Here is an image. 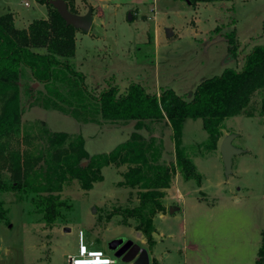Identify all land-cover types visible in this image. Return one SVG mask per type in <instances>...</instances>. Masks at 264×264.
<instances>
[{
    "label": "rangeland",
    "instance_id": "obj_1",
    "mask_svg": "<svg viewBox=\"0 0 264 264\" xmlns=\"http://www.w3.org/2000/svg\"><path fill=\"white\" fill-rule=\"evenodd\" d=\"M81 1L74 0L80 14L87 10ZM150 3L138 4V10L125 5L103 10L91 6L90 29L87 33L77 29L70 58L83 72L89 89L98 92L116 84L124 91L131 82H138L149 92L170 87L190 98L202 79L225 67L239 68L253 44H264V0ZM4 12H11L21 28L45 17L46 6L39 0H0V14ZM167 27L172 30L170 36L165 34ZM231 29L239 40L236 58L229 57L224 35ZM263 99L264 92H256L242 112L223 122L218 145L233 132L232 143L241 149L232 155L228 174L218 145L212 151L198 147L207 136L201 118L185 119L182 144L201 180H185L178 171L172 175L162 198L165 210L153 217L152 243L135 228L134 218L122 214L124 207L137 202L136 190L118 183L125 166L109 164L102 166V179L89 189L81 188L76 178L65 183L61 198L66 205L51 225L42 220L32 201L34 194L0 191L5 209L0 219V264H67V255L77 250L79 230L91 247L112 256L115 250L108 247L112 239L120 238L127 246L137 244L147 250L149 264H253L264 237ZM40 122L50 131L81 134L89 155L110 151L134 130L132 121L119 125L80 122L38 105L21 114L22 125ZM161 131L163 159L169 161L174 159L171 128L162 126ZM35 132L39 134L37 127ZM170 205L179 209L168 212ZM116 259L118 264L125 263L121 257Z\"/></svg>",
    "mask_w": 264,
    "mask_h": 264
},
{
    "label": "trees",
    "instance_id": "obj_2",
    "mask_svg": "<svg viewBox=\"0 0 264 264\" xmlns=\"http://www.w3.org/2000/svg\"><path fill=\"white\" fill-rule=\"evenodd\" d=\"M39 1L46 6V16L32 19L26 27H17L11 12L0 14V191L34 194L32 201L42 220L51 225L66 205L61 191L68 180L76 178L81 188L89 189L102 179V166L124 165L118 183L135 189L137 202L124 207L122 214L136 220L135 228L150 244L153 217L165 210L162 198L172 175L178 171L185 180H201L182 144L185 119L200 117L207 136L198 147L216 149L224 120L242 112L256 92H264V44H253L239 68L225 67L202 79L190 98L170 87L149 92L138 82L124 91L108 84L95 92L70 61L77 29L66 24L48 0ZM65 1L71 12L78 13L74 0ZM224 35L229 57L236 58L235 29ZM33 105L80 122L132 121L134 130L110 151L89 155L79 133L50 131L43 122L22 125L21 114ZM162 126L171 128L174 159L169 161L163 159ZM4 213L0 202V219ZM253 264H264V237Z\"/></svg>",
    "mask_w": 264,
    "mask_h": 264
},
{
    "label": "water",
    "instance_id": "obj_3",
    "mask_svg": "<svg viewBox=\"0 0 264 264\" xmlns=\"http://www.w3.org/2000/svg\"><path fill=\"white\" fill-rule=\"evenodd\" d=\"M51 3L60 16L64 19L66 24L72 25L74 28L87 33L90 29V26L93 21L92 7L87 6L85 13H73L68 9L67 3L65 0H48ZM128 19H131V14L128 13ZM166 36L172 34L171 28L167 27L165 29ZM35 84V83H34ZM235 133L231 132L225 134L218 145V149L222 158L224 171L226 174L230 172L232 155L240 152L241 149L234 146L232 143ZM85 164V161L82 162ZM179 209V206L170 205L168 207V212H174ZM94 211V208H93ZM123 240L120 238L112 239L108 242L109 249L115 250V255L120 256L123 261H131V264H149L148 252L145 248L140 247L137 244H132L127 246L122 244Z\"/></svg>",
    "mask_w": 264,
    "mask_h": 264
},
{
    "label": "built area",
    "instance_id": "obj_4",
    "mask_svg": "<svg viewBox=\"0 0 264 264\" xmlns=\"http://www.w3.org/2000/svg\"><path fill=\"white\" fill-rule=\"evenodd\" d=\"M77 238V250L67 255V264H118L116 258L120 256H112L104 249L91 247L82 230L78 231ZM124 262L123 264H131V261Z\"/></svg>",
    "mask_w": 264,
    "mask_h": 264
},
{
    "label": "crops",
    "instance_id": "obj_5",
    "mask_svg": "<svg viewBox=\"0 0 264 264\" xmlns=\"http://www.w3.org/2000/svg\"><path fill=\"white\" fill-rule=\"evenodd\" d=\"M149 1L151 0H84V1L82 0L81 2H83L86 6H96L99 10L101 9L103 10L109 7L120 8V7H123L124 5L129 6V9L133 7V8H137L138 10V7H137L138 4L146 5ZM153 2L154 0H152V3L150 4H154ZM178 195L182 197L181 193H179ZM163 204L166 205L164 202ZM157 214L162 215L163 212H158Z\"/></svg>",
    "mask_w": 264,
    "mask_h": 264
}]
</instances>
